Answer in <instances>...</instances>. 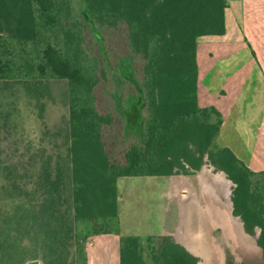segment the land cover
Returning <instances> with one entry per match:
<instances>
[{
	"label": "trees",
	"instance_id": "obj_1",
	"mask_svg": "<svg viewBox=\"0 0 264 264\" xmlns=\"http://www.w3.org/2000/svg\"><path fill=\"white\" fill-rule=\"evenodd\" d=\"M226 0H0V81L65 80L73 216L94 234L118 216L123 177L194 175L233 187L232 215L264 264V171L217 143L197 98V46L225 34ZM197 264L171 235L119 239V264Z\"/></svg>",
	"mask_w": 264,
	"mask_h": 264
},
{
	"label": "rangeland",
	"instance_id": "obj_2",
	"mask_svg": "<svg viewBox=\"0 0 264 264\" xmlns=\"http://www.w3.org/2000/svg\"><path fill=\"white\" fill-rule=\"evenodd\" d=\"M66 117L65 80L0 81V225L4 232L0 264H26L31 257L39 259V263L31 264H95L96 249L98 263L119 264L114 237L110 235L107 244L101 245L104 235L96 236L89 221H73L66 206L70 188ZM204 167L214 172L210 166ZM53 178L58 180L60 194V211L53 213H59L55 223L45 220L54 201L49 197ZM195 180L191 176L174 182L165 177L119 178L117 223L111 221L105 230L117 229L119 234L115 235L142 241L160 235L162 228L171 231L178 218L174 194L183 191L186 183L196 192L192 196L198 208L209 212ZM232 187L229 184V191ZM227 197L230 203V195ZM22 210L35 214L31 237L24 232L29 225L23 221L28 216ZM225 217L223 213L221 224ZM210 226L207 235L217 242L219 264H262L257 231L254 236L246 235L238 220L236 228L241 238L234 228H220L215 220ZM144 254L151 264L146 250Z\"/></svg>",
	"mask_w": 264,
	"mask_h": 264
},
{
	"label": "crops",
	"instance_id": "obj_3",
	"mask_svg": "<svg viewBox=\"0 0 264 264\" xmlns=\"http://www.w3.org/2000/svg\"><path fill=\"white\" fill-rule=\"evenodd\" d=\"M226 2L228 7L225 15V34L216 39L200 40L197 46L198 104L201 107L213 106L222 115V125L217 143L221 147L230 149L252 171H264V0H226ZM66 119L68 120V109ZM65 132L70 184V188L67 189L68 203L66 206L70 209L73 221H87L75 220L73 216V184L69 157L68 123ZM54 174L51 173V175ZM190 176L197 179L195 184L202 193V197L206 198L209 212L198 208L199 205L192 196V192H196L193 191L189 183H186V188L184 187L183 191L174 194L177 196V222H174L175 225L173 224L174 227L171 231L165 232V229L162 228L163 233L160 235H171L176 243L198 258L197 264H201L203 261L204 264H219L216 259V256L219 255L218 248H216L217 242L213 238L212 240L209 239L207 235V231H210L207 228H211L212 221L215 220L220 228L226 230H229V227L230 229L231 227L234 228L233 231L240 237L236 228V221L238 220L245 233L240 219L232 215L231 200L230 203L228 201L227 196L231 195L229 184L232 183L226 179L222 172H210L206 170V167H202L194 175L176 177L174 180L167 179L171 182L177 179L184 181L185 177ZM58 188V180L53 178L49 197L54 201L52 200L53 205L48 211L49 215L46 214L45 220L47 222L48 220L51 223L59 221L57 220L59 213L53 215V213L60 211ZM22 211L24 215L28 216L23 221L26 226L29 225L24 227V232H27L28 237L29 235L31 237V232L36 227L35 214H30L26 210ZM223 213L226 215V220L221 224ZM117 217L113 219L115 222ZM111 221L108 223L110 224ZM2 227L3 225H0V249L4 237ZM104 231L105 233H101L104 235L101 245L105 246L109 241L107 238L111 235L118 245L119 255L121 236L115 235L119 234L117 229ZM220 246L222 248V245ZM95 251V264H106V262H97L98 249ZM38 261L37 257H31L28 258L26 264L39 263Z\"/></svg>",
	"mask_w": 264,
	"mask_h": 264
},
{
	"label": "bare ground",
	"instance_id": "obj_4",
	"mask_svg": "<svg viewBox=\"0 0 264 264\" xmlns=\"http://www.w3.org/2000/svg\"><path fill=\"white\" fill-rule=\"evenodd\" d=\"M222 183V182H221ZM223 184V183H222Z\"/></svg>",
	"mask_w": 264,
	"mask_h": 264
}]
</instances>
